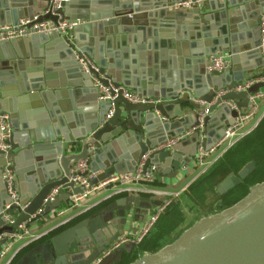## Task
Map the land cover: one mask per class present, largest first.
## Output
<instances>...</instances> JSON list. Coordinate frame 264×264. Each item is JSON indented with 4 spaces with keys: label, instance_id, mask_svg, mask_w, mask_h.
<instances>
[{
    "label": "water",
    "instance_id": "1",
    "mask_svg": "<svg viewBox=\"0 0 264 264\" xmlns=\"http://www.w3.org/2000/svg\"><path fill=\"white\" fill-rule=\"evenodd\" d=\"M20 1L2 0L0 24L15 25L19 18H32L26 8V13L19 8ZM177 1L160 0L153 5L152 0H141L139 5L137 0H64L57 10L59 19L80 21L72 28L71 41L57 31L0 41V112L9 114L12 129L7 140L9 148L0 150V248L20 223L33 224L80 191L70 180L75 162L85 160L97 179L104 180L112 174L134 172L145 156L143 172L153 167L161 177H175L181 164L191 162L199 146L207 150L222 137L224 128L247 107V94L264 87V81H258L246 90L229 91L212 102L221 88L264 76L263 71L256 73L263 66L259 43L264 0H209L210 7L216 2L215 15L201 12L200 5L206 6V0L184 12L169 8ZM44 2L46 9L49 0ZM228 6L238 7L228 11ZM230 12H243L244 19L248 18L243 28L250 31L236 35L241 29L234 26L239 17ZM153 14L161 24L171 23L170 28L176 27L175 22L189 26L193 38L208 29L204 25L201 28V24L209 21L216 23L218 34L204 36L202 44H191L193 48L185 56L179 51L178 36L148 32L145 19ZM46 17L49 16L42 18ZM252 34L249 44L240 49L235 46L236 39L244 42ZM126 41L130 45L127 50L123 45ZM158 45L163 48L160 60ZM21 50L30 63L23 60ZM43 50L51 55L45 58ZM224 51L231 53L229 68L208 71L209 57ZM75 53L95 61L99 72L105 74L104 83L121 85L159 101L131 103L119 94L111 103L97 100L92 76L77 63ZM53 56L64 60L63 64L48 63ZM251 58H256L254 65H249ZM53 71L61 77L59 83ZM73 99L87 100L83 102L84 118L71 108ZM26 101L33 104L32 115L26 113ZM226 101L234 102L236 108H230ZM110 104L113 113L106 119ZM204 108L208 114L201 134L196 129L170 150H153L165 139L195 127ZM32 117H36L34 121ZM183 148L185 154L181 156ZM254 167V162L249 161L237 173H229L215 187L216 193L223 195L239 185ZM6 169L13 173L19 203L9 214L14 218L10 225L2 212L10 201L2 178ZM21 179L28 181L27 188ZM58 185L62 188L54 200L35 215L50 189ZM160 204V200L144 195L115 198L97 213L51 230L43 241L11 264H92L98 258L96 264H111L117 251L101 255L118 238V232L135 219L137 212ZM128 264H264V180L249 185L246 194L231 205L198 218L174 234L170 242Z\"/></svg>",
    "mask_w": 264,
    "mask_h": 264
},
{
    "label": "built area",
    "instance_id": "2",
    "mask_svg": "<svg viewBox=\"0 0 264 264\" xmlns=\"http://www.w3.org/2000/svg\"><path fill=\"white\" fill-rule=\"evenodd\" d=\"M64 0H49V4L46 9L33 14L32 18H21L17 21L15 25H0V41L10 40L13 38H18L21 36L30 35L33 33H49L51 31H57L64 37L71 41V31L76 25L74 21L60 20V15L57 14V10L61 7V3ZM204 0H179L169 5L171 9H190L195 4H201ZM48 15L49 17L42 18ZM50 16H57V20H52ZM260 43L259 49L261 53V59L263 62V73H264V20L260 23ZM75 59L78 64L82 66L85 73H89L92 76L93 86L97 89L98 99L101 101H109L110 103L117 98L118 94L125 98L131 103H141V104H152L158 102L159 99L153 97L139 95L130 89L123 87L121 85L114 86L110 82L104 83L106 80L105 74L99 72L97 64L92 60L88 59L86 55H78L75 53ZM230 65V55L228 53H219L209 57V61L206 64V69L208 71H223L227 70ZM264 81V76L261 78H250L242 82L237 83L234 87L221 88L213 97L212 102H215L218 97L224 95L229 91H243L248 89L255 82ZM263 96L262 91L259 89L257 92H251L247 94V107L243 109L242 113L234 120V122L224 128V133L222 137L209 149L205 150L200 146L196 150V154L192 158L191 162L186 164L183 163L179 167L180 175L182 172L187 170L190 166L193 168L202 167L199 171L203 174L229 147L235 144L239 139L248 134L250 129H244V123L253 117L255 114L259 100ZM230 108L235 109V104L232 101L225 102ZM113 113L112 104L105 115V118H109ZM208 114L207 108H204L199 114L198 124L195 127L187 129L182 134L178 136L167 138L164 141L158 143L154 146L153 150H170L177 142L181 139L188 137L194 130L198 129L199 133L203 129L202 122L204 117ZM257 124V123H256ZM256 126V125H255ZM11 135V127L9 122V114L7 112H0V150L6 151L9 148L7 143L8 138ZM138 163L136 170L134 172L112 174L106 177L104 180H98L97 174L90 171L89 166L85 160L75 162L71 167V178L70 180L74 185L80 187V191L77 194H71L69 201L63 206L53 210V213L57 217H64L66 213L75 209L80 201L87 198L92 193L99 191L100 189H108V194L106 198H112L115 196L124 195H144L153 198H158L161 201L159 206H156L149 215L148 220L144 225H142L137 233L135 234H124L118 236V238L110 244V246L103 251L101 256H106L108 254L116 252L123 245H137L143 238L149 233L151 227L156 222L158 217L166 211L170 205L171 199L174 196L172 192L158 189L154 186L156 180V173L153 167L142 171L143 159ZM2 178L6 185V190L9 195L10 201L5 204L3 209V216L6 224L10 225L13 223V217L9 216L12 213L13 207L18 205V194L15 187L13 173L6 169ZM95 180V181H94ZM92 181V182H90ZM62 188L61 185L55 186L48 194L45 196L42 202V208L38 209L35 215L41 213L44 205L48 202L54 200L55 196L58 194L59 190ZM65 190L70 192V188ZM24 204L21 208L25 207ZM90 208H85L79 213H83ZM69 221L68 218L61 219L53 229H56ZM32 224L27 222L20 223L17 228L10 234L7 235L5 242L0 248V262L4 261V264H11L14 261L15 256L24 247L31 243H34L44 236H46L50 231H44L39 233H33ZM52 229V230H53ZM15 244L19 246L12 252L11 249ZM12 254H8L11 253ZM8 254V255H7ZM6 260V256H9ZM99 261V258L97 259ZM94 262L92 264L97 263Z\"/></svg>",
    "mask_w": 264,
    "mask_h": 264
},
{
    "label": "crops",
    "instance_id": "3",
    "mask_svg": "<svg viewBox=\"0 0 264 264\" xmlns=\"http://www.w3.org/2000/svg\"><path fill=\"white\" fill-rule=\"evenodd\" d=\"M22 1L23 0L20 1V7L19 8L22 11H24V12H25V8H26V11H28V13H32V15L42 11L44 9V7H45L44 0H33L32 4H29L28 0H26V2H24V3H22ZM79 1H81V0H78V2ZM131 1H136V0H131ZM152 1H153L152 2L153 5H158L160 3V0H152ZM223 1L224 0H221V2H223ZM1 2H2V0H0V3ZM5 2L8 3V0H5ZM137 2H138L139 5H141V0H137ZM205 3L207 4L206 6L205 5H200L201 6V12L209 14V15H211V14L215 15L216 11L214 12V9L217 8L216 2H213L212 7H210V1L209 0H206ZM101 4L102 3H100L99 5H101ZM236 7H238V6H236ZM236 7L235 6L234 7L228 6V11H232ZM184 10H186V9H183V12H184ZM211 10H213V11H211ZM149 11H152V10H149ZM154 11H156V10H154ZM243 12H242V14L241 13L239 14V13H234V12L231 13L230 12V15H233V17H237V18L239 17V21L236 24H234V26H236V28H241V29H238V32L235 33L236 35H238V33L250 31L249 28L247 30H245L243 28V23L246 22V20H248L247 17H245V19H244L245 15H243ZM19 19H21V18H19ZM72 21L76 22V25L78 23H80L79 20H76V21L72 20ZM169 24H171V23L161 24V20L153 14V17H151V16L150 17H146L144 25L147 28L149 33L155 32L158 36H161V35H163V36H173V35L178 36V38H180V41H178V43H179V51L181 52L182 55H185V56H189L188 53L193 48V45H191V44H195L196 45L199 42H201V44H202V42L204 41V36L205 37H209V36L211 37V36H215V35L218 34V26H216L215 22H211V21L207 22V24H201V28L203 27L202 25H204V27H207L208 29H206L204 31L202 30L201 35H199L197 38H193L191 36L190 27L186 26L184 23H179V22L173 23L174 25H176L175 28L168 27V26H170ZM0 25H13V24H0ZM185 34H187V39L184 38ZM252 40H253V34H252L250 39H246L244 42H241L240 39H236L234 44H235L236 47H238V49H240L241 47H243V45L249 44ZM131 44H132V42H131ZM123 45H124V48L126 50L130 48V45H129L128 41L124 42ZM40 47H41V49H43L42 46H40ZM162 49L163 48L160 45H158V47L156 49V53L158 54V60H160V58H161L160 52H161ZM43 51H44V54H45V58L48 57L49 55H51V53L49 51H47V52H45V50H43ZM93 53H94V51H93ZM222 53H228L231 56L230 51H224ZM216 54H219V53H216ZM21 56L24 58L23 60H26V62H28V63L31 62V59L27 58V56H26V54H25V52L23 50H21ZM168 57L169 58L171 57L170 54L168 55ZM120 59L122 60V55H121ZM47 60H48L47 61L48 63L55 64V66H61L63 64V62H64V60H61V59H59V58H57L55 56H53L52 58H49ZM240 62H242V61L240 60ZM255 63H256V58H251L250 62H249V65H254ZM53 69H55V68L52 67V70ZM262 71H263V69L258 68L256 70V73H259V72H262ZM53 73L55 74V79L59 83V81L61 80V77L55 71H53ZM72 89H75V88H72ZM79 90L83 91V88H79ZM260 90L262 91L263 96L259 100L257 110H256L255 114L253 115V117H251L250 119H248L244 123V127H245L244 129H250L251 128V130H252L255 127L256 123L264 116V87H261ZM81 94L83 95L84 93H81ZM142 96H145V95H142ZM97 100H98V98H97ZM26 102H27L26 103V113H28L29 115H32L33 109H32L31 106L33 104H31V101H29V102L26 101ZM83 102L87 103V100H85ZM83 102H82V100L79 101V100L73 99V103L74 104L71 107L73 110H75V112L78 111L79 113H81V114H78V116L81 117V118H84V115H85V111L83 110V106H84ZM257 113L259 114V116H258V118L255 121H253V118L256 116ZM35 118L36 117H32L31 120L34 121ZM184 149L185 148H183L182 151H180L179 155L183 156L185 154V150ZM150 169H151V167H150ZM196 170H197V168H193L192 166H190L187 170L182 172V175H180V171L178 169L177 170V174H176L175 177H170V176L161 177V176L156 174V180H155L154 186L156 188H158V189H162V190H165V191L172 192L174 194V196L172 197L173 199H172L171 202H177V204L182 203L183 200L181 199V195L180 194L182 192H184V190H186L188 185L196 177L202 175L200 173H199L200 175H198L197 173L194 174V172ZM188 177H190L189 180H188ZM21 181H22L24 187L27 188V186L29 184L28 181L26 179L25 180L21 179ZM107 194H108V189H100L99 191H97L95 193H92L87 198H85L82 201H80L79 205L75 209H73L72 211H69L68 213H66L64 215V217L55 216L53 211L45 213V214H42L40 217H38L33 222L32 226H31V228H32L31 230H32L33 233L49 231L50 229L52 230L54 228V226L61 219L68 218L69 221L67 223H65L64 225L58 227L57 229L64 228L66 226L72 225L73 223L77 222L78 220H80L85 215H90V214L97 213L104 206H106L110 202H112L115 198L121 197V196H115V197H112V198H106ZM153 199L154 200H160L158 198H153ZM64 205L65 204H61L60 207H63ZM85 208H90V209H88L87 211H85L83 213H79L80 211H82ZM154 208H155V206L152 207L151 210L137 212L135 214V219L132 218L131 221L126 225V228L123 231H119L118 232V235L120 236V235H124V234H128V233L129 234L137 233L139 228L146 223L149 215H151V213L153 212ZM164 216H168V213L164 214ZM156 222L158 223V221H156ZM156 222H155V225H153V227L149 231L150 234H153L154 231L156 230V224H157ZM45 238H46V236H44L40 240L36 241L35 244L38 245ZM18 246H19V244L14 247V250ZM12 252L8 253V254L11 255ZM143 253H148V252H143ZM10 255L6 256L5 259L8 260ZM0 264H4V261L0 262Z\"/></svg>",
    "mask_w": 264,
    "mask_h": 264
},
{
    "label": "trees",
    "instance_id": "4",
    "mask_svg": "<svg viewBox=\"0 0 264 264\" xmlns=\"http://www.w3.org/2000/svg\"><path fill=\"white\" fill-rule=\"evenodd\" d=\"M253 161L255 164L254 170L237 186L230 189L223 195H218L215 191L216 205L220 208L227 207L246 194V187L250 178H255L264 170V116L257 122L256 126L245 136L239 139L235 144L229 147L216 161L212 164L200 177V183L216 184L226 177L231 170L237 173L246 163ZM256 164L258 166H256ZM264 177L251 181L250 185L256 182L263 181ZM155 183V182H154ZM206 186V185H205ZM194 192L199 197L201 185L194 187ZM215 190V189H214ZM235 192V193H234ZM173 199V198H172ZM171 199V201H172ZM168 209L161 214L160 219L169 215L172 206L178 205L177 202H170ZM170 208V209H169ZM219 208V209H220ZM156 224V230L152 234H147L143 240L137 245H123L116 252V257L111 264H128L138 258L143 252H154L162 245L171 241L168 234L172 232L174 226L169 218H164L165 224L159 227V221ZM165 225L167 228L165 229ZM36 244L31 243L21 249L15 256L14 260L22 256L25 251L34 247Z\"/></svg>",
    "mask_w": 264,
    "mask_h": 264
},
{
    "label": "rangeland",
    "instance_id": "5",
    "mask_svg": "<svg viewBox=\"0 0 264 264\" xmlns=\"http://www.w3.org/2000/svg\"><path fill=\"white\" fill-rule=\"evenodd\" d=\"M258 116H259V114L257 113L256 116L253 118V121H255L258 118ZM256 166H258V165L256 164ZM201 169H202V167H199L194 172V174L197 173L198 175H200L199 171ZM230 172L235 174V170H231ZM190 177H188V180L190 179ZM199 177L200 176L196 177L188 185L186 190H184V192H182L180 194L183 202L179 203L178 205L172 206L171 209L169 208L170 209L169 215L164 217V218H169L171 224L174 226L172 232H170V234H168V238H172L171 240H173L174 234L180 233L182 230H184L185 228L190 226L198 218H200L202 216L209 215V214L221 209L220 207H218V205L215 204L216 203L215 202L216 197H215V190L214 189H215L216 184L200 183ZM262 177H264V170L260 174V176L258 175L255 178H250L247 184L250 185L251 181L253 182L254 180L260 179ZM90 182H92V181H90ZM197 185H201V190L198 194L199 197L196 195V192H194V190H193L194 187ZM249 185H247L246 191H248ZM171 205L172 204H170V206ZM161 217H163V216L160 215L156 221H158ZM164 218L160 219L159 224L160 223H162V224H160L159 227H162L165 224ZM153 225H155V223ZM166 228H167V225H165V229ZM16 245L17 244H15L14 247ZM14 247L11 249V251L14 249Z\"/></svg>",
    "mask_w": 264,
    "mask_h": 264
},
{
    "label": "flooded vegetation",
    "instance_id": "6",
    "mask_svg": "<svg viewBox=\"0 0 264 264\" xmlns=\"http://www.w3.org/2000/svg\"><path fill=\"white\" fill-rule=\"evenodd\" d=\"M216 206V205H215Z\"/></svg>",
    "mask_w": 264,
    "mask_h": 264
}]
</instances>
